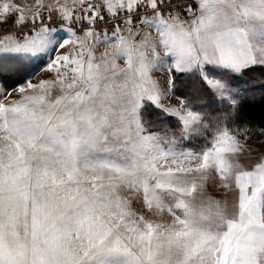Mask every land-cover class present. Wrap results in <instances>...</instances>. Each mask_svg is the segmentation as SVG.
I'll return each instance as SVG.
<instances>
[{
    "label": "snow or ice",
    "instance_id": "snow-or-ice-1",
    "mask_svg": "<svg viewBox=\"0 0 264 264\" xmlns=\"http://www.w3.org/2000/svg\"><path fill=\"white\" fill-rule=\"evenodd\" d=\"M0 264H264V0H0Z\"/></svg>",
    "mask_w": 264,
    "mask_h": 264
}]
</instances>
